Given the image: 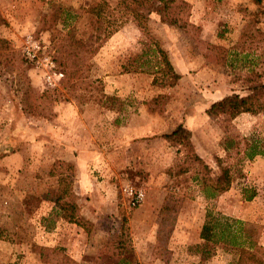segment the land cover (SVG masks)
I'll return each mask as SVG.
<instances>
[{
    "label": "rangeland",
    "instance_id": "374dc122",
    "mask_svg": "<svg viewBox=\"0 0 264 264\" xmlns=\"http://www.w3.org/2000/svg\"><path fill=\"white\" fill-rule=\"evenodd\" d=\"M95 1L0 0V39L7 41L0 42V264H55L60 250L74 247L86 263L66 264H88L97 248L101 254L93 257L104 264H236L240 247L206 242L201 231L213 210L242 222V240L264 243V155L249 159L221 146L226 132L264 139V112L231 121L213 117L210 107L264 85V0H186L184 16L194 26L183 28L157 12L147 33L125 22L88 62L90 69L83 66L80 78L67 83L59 64L60 29L74 26L90 41L96 17L86 10ZM106 1L115 6L119 0ZM60 7L69 10L68 18H60ZM150 36L181 74L173 86L160 73L126 71L140 68ZM34 42L41 46L38 55L64 73L57 85L48 82L50 64L27 57ZM128 121L141 130L134 149L140 157L129 143L120 151L124 134L117 128ZM178 125L191 130L212 177L220 172L218 157L234 165L231 187L216 199L207 200L193 177L170 180L167 168L177 149L166 137ZM89 148L92 158L83 155ZM173 184L184 190L176 223L174 213L164 217ZM130 187L145 192L133 208ZM60 197L77 203V222L60 218ZM124 218L129 228L121 231ZM163 218L164 231L174 228L161 238Z\"/></svg>",
    "mask_w": 264,
    "mask_h": 264
},
{
    "label": "trees",
    "instance_id": "16d2710c",
    "mask_svg": "<svg viewBox=\"0 0 264 264\" xmlns=\"http://www.w3.org/2000/svg\"><path fill=\"white\" fill-rule=\"evenodd\" d=\"M188 8L189 4L186 0H119L115 6L106 0L92 2L86 10V12L96 17L95 32L90 41L86 42L81 37V34H77L74 26L68 25V28L60 29L58 48L60 49L61 58L59 64L65 68L67 83L72 78H80L77 74L81 70L83 71V66H87V70L90 69L88 62L97 54L103 42L116 32L123 23L133 20L144 33H147L146 23L150 15L153 12H157L162 14L164 20L166 18V21L170 24H179L181 28L187 25L194 26L184 16ZM57 13L58 11H56L55 19L58 18ZM63 15L68 18L70 16L69 10L60 7V18ZM65 21L64 27H67ZM1 23H3V20L0 17ZM150 38L148 46L143 48L139 55L140 57H145L143 63L139 66L140 68L128 69L126 71L160 73L164 78L166 77L170 86L175 85L181 78V74L175 70L168 52L160 45L159 41L154 37L150 36ZM0 42L6 43L7 41L0 39ZM217 61L219 62V60ZM106 97L114 99L113 96ZM260 112H264L263 84L254 87L248 95H240L238 93L227 95L221 100L214 102L210 107V114L213 117H225L231 121L242 113L255 115ZM166 138L177 149L176 159L167 168V174L173 183H175V180L181 183L182 181H186L187 178L193 177V179L200 181L201 192L207 200L216 199L231 187L235 179L234 165L226 164L223 158L218 157L217 162L220 172L212 177V168L195 149L191 130L183 125H178L171 133L167 134ZM221 146L227 154L236 150V153H244L249 159H253L258 155H264V139H250L238 136L232 132H226ZM178 158L182 162L179 163ZM197 167L200 168L195 171ZM189 174L193 175L188 176ZM173 185L172 190L166 197L164 217L170 216V213H174V220L172 221L176 223L178 217H176V214L180 203L184 200L182 192L184 190L178 187L177 184ZM254 196L255 193H252L248 196V199H252ZM61 199L62 197H60L56 205L60 210V218L69 222H77V216H75L78 213L77 203L70 200L62 201ZM163 221L164 223L159 230L162 233L161 238L164 236V233H166L165 237H169L170 232L174 228L171 227L168 231H164V224L168 220L163 218ZM126 228L129 227L127 219L124 218L120 229L121 231H126ZM245 232L246 228L240 220L226 216L220 212L208 210L205 223L202 227L201 238L206 242L220 241L234 247H240L236 264H264V245L257 241L247 242L246 239L242 240L241 237ZM119 249L121 253L123 249L122 239L120 240ZM52 250L59 255L56 248ZM56 259L55 264H66L68 260L72 261L61 250L60 257L58 256ZM43 261L48 262L49 260L44 259Z\"/></svg>",
    "mask_w": 264,
    "mask_h": 264
},
{
    "label": "crops",
    "instance_id": "0c3cea01",
    "mask_svg": "<svg viewBox=\"0 0 264 264\" xmlns=\"http://www.w3.org/2000/svg\"><path fill=\"white\" fill-rule=\"evenodd\" d=\"M110 89L112 88V86H110L109 87ZM110 91V93H112V92H114V89L113 90H107V92H109ZM140 110H141V108H139ZM119 131H121L122 132V139H120L121 141H120V143H122L123 142V145H122V148H121V150L120 151H124L125 149H127L128 148V143L129 144H131L129 147L130 148H132L133 149V154L135 155V157H140V155L138 154V153H136L135 151H134V149H137L136 148V146L135 145H137V144H141V141H136L137 140V137H139L140 136V134H139V132L141 131V130H139V128H138V126L137 125H135V122H134V124L131 122V121H128L127 123H124V124H122L120 127H118L117 128ZM153 140L154 139H150V142H153ZM166 141H167V143H168V140L166 139ZM194 144H195V142H193ZM124 144L126 145V146H124ZM92 148H89L88 150H85V152L83 153V155H88L89 154V158L92 156ZM200 155V154H199ZM201 156V155H200ZM202 157V156H201ZM83 158V157H82ZM92 158V157H91ZM83 160V159H82ZM84 163V162H83ZM106 165V164H105ZM105 168L106 167H103L102 169H103V171L105 170ZM82 169L83 168H78V171H79V173H80V176H79V183H80V186L81 185H83L84 183H85V181H83L82 180ZM62 219V218H61ZM64 220V219H63ZM264 244V243H263ZM66 253H67V255L71 258V259H73L74 261H76V262H81V261H83V262H85L84 260H85V257L83 256V253H82V255L78 252V250H76V248L74 247V248H69L68 250H66ZM90 254H89V260H88V264H104V263H102V261L99 259V258H95V257H93V255L95 254V256L98 254V255H100L101 254V252H100V248H97V249H92V250H90V252H89ZM100 253V254H99ZM41 260H42V262H44L43 261V259L41 258ZM45 263V262H44ZM86 263V262H85ZM119 264H121V260L119 261Z\"/></svg>",
    "mask_w": 264,
    "mask_h": 264
},
{
    "label": "built area",
    "instance_id": "2783aa9c",
    "mask_svg": "<svg viewBox=\"0 0 264 264\" xmlns=\"http://www.w3.org/2000/svg\"><path fill=\"white\" fill-rule=\"evenodd\" d=\"M40 45L36 42L32 43L31 45L26 47V54L30 61L35 62L36 64H50V70L48 71L47 79L49 84L51 85H57L58 81H61L62 77H64V73L62 71L55 70L56 64L53 62L51 58L46 56L44 59H42L38 55V51L40 49ZM45 60V62L43 61ZM127 193L130 198V206L137 207L139 206L145 199V192L143 189H135L133 187H130L127 189Z\"/></svg>",
    "mask_w": 264,
    "mask_h": 264
}]
</instances>
